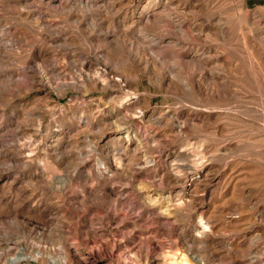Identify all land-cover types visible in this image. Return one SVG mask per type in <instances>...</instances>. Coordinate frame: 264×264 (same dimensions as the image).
<instances>
[{
  "label": "rangeland",
  "instance_id": "obj_1",
  "mask_svg": "<svg viewBox=\"0 0 264 264\" xmlns=\"http://www.w3.org/2000/svg\"><path fill=\"white\" fill-rule=\"evenodd\" d=\"M55 2L0 0V264H264V0Z\"/></svg>",
  "mask_w": 264,
  "mask_h": 264
},
{
  "label": "bare ground",
  "instance_id": "obj_2",
  "mask_svg": "<svg viewBox=\"0 0 264 264\" xmlns=\"http://www.w3.org/2000/svg\"><path fill=\"white\" fill-rule=\"evenodd\" d=\"M44 2L46 1V3L48 4V5H50L51 6V4H55L56 2H55V0H43ZM42 2V1H41ZM44 4V3H43ZM146 7V6H145ZM129 8V7H128ZM138 9V8H137ZM116 10V9H115ZM118 10V9H117ZM129 10H126V12H125V16H128L129 14ZM154 13H155V11H154ZM165 13V12H164ZM123 14V13H122ZM148 19H149V17L148 16H146ZM155 20V19H154ZM149 21V20H148ZM259 30V29H258ZM257 30V31H258ZM256 32V31H255ZM261 34V33H260ZM114 35V34H113ZM263 37H264V35H263ZM263 37H262V39H263ZM115 42L116 43H119V39H117V38H115ZM48 80H46V82H47ZM111 81V80H110ZM179 178V177H178ZM179 181H182V179H181V177L178 179ZM205 228H206V226H203V229L205 230ZM13 260H15L16 261V263H18L21 259H13ZM53 261V264H55V262L56 261H54V260H52Z\"/></svg>",
  "mask_w": 264,
  "mask_h": 264
}]
</instances>
